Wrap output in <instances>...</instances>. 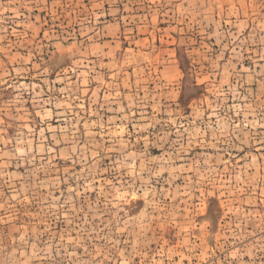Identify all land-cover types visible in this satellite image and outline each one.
I'll list each match as a JSON object with an SVG mask.
<instances>
[{
  "label": "rangeland",
  "instance_id": "374dc122",
  "mask_svg": "<svg viewBox=\"0 0 264 264\" xmlns=\"http://www.w3.org/2000/svg\"><path fill=\"white\" fill-rule=\"evenodd\" d=\"M0 264H264V0H0Z\"/></svg>",
  "mask_w": 264,
  "mask_h": 264
}]
</instances>
